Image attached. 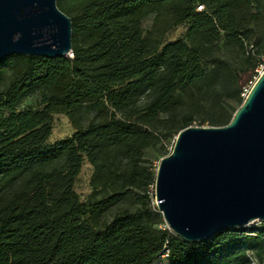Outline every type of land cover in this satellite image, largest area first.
<instances>
[{
	"label": "trees",
	"instance_id": "obj_1",
	"mask_svg": "<svg viewBox=\"0 0 264 264\" xmlns=\"http://www.w3.org/2000/svg\"><path fill=\"white\" fill-rule=\"evenodd\" d=\"M58 8L72 21L73 59L0 64V264H154L164 251L168 264H264L262 227L187 243L164 229L146 191L134 192L155 189L151 152L172 153L168 142L195 121L188 111L213 113L202 126L231 123L263 66L264 0ZM31 98L36 107L22 108ZM56 115L75 134L52 144ZM86 162L93 193L83 203L75 186Z\"/></svg>",
	"mask_w": 264,
	"mask_h": 264
},
{
	"label": "water",
	"instance_id": "obj_2",
	"mask_svg": "<svg viewBox=\"0 0 264 264\" xmlns=\"http://www.w3.org/2000/svg\"><path fill=\"white\" fill-rule=\"evenodd\" d=\"M58 1L0 0V64L15 55L68 58L72 21ZM154 192L167 229L187 243L264 222V72L228 126L179 133Z\"/></svg>",
	"mask_w": 264,
	"mask_h": 264
},
{
	"label": "rangeland",
	"instance_id": "obj_3",
	"mask_svg": "<svg viewBox=\"0 0 264 264\" xmlns=\"http://www.w3.org/2000/svg\"><path fill=\"white\" fill-rule=\"evenodd\" d=\"M62 0H59V2H61ZM74 12L72 11V14ZM154 18L155 16H151L149 17L145 22H144V30L145 31H149L152 29L153 24H154ZM185 33V28H178V29H174L171 30L167 35H166V41L167 42H171V41H176L178 39H180L182 37V35ZM263 66H264V62H263ZM253 83H249L247 88H251L253 87ZM249 91V90H248ZM250 93V91H249ZM246 94V93H244ZM247 95V94H246ZM37 104V100L36 98H31L29 100H27L22 108L25 107H29V106H34L36 107ZM232 106H235V104L231 103ZM188 113L193 114L195 121L193 123V125L191 127L193 128H212L209 126V124H204L202 126V122L203 120H208V118L213 114L203 110V111H198V110H190L188 111ZM75 134V131L72 129L68 119L63 116V115H56L54 117V125H53V135L50 139V142L52 144L60 142V141H64L66 139L71 138L73 135ZM177 136H175L173 139H171L166 147L167 152H171L172 148H173V144L174 141H176ZM167 156L165 155L163 149L161 147H158L157 149H155L154 151L151 152V156L150 159L152 160L153 166L154 168H156V170L158 169V166L161 162L162 159L166 158ZM93 177V168L89 163H85L84 167L82 169L81 175L79 176V178L77 179L76 182V193L78 194V196L80 197L81 201L83 203H86L89 198L91 197L92 193H93V189L91 187V180ZM146 191V194L152 199L151 202V210L154 211V207L156 206V202H155V198H152L153 195V187H149L147 190H141V188H135L134 192H135V199H139L140 196H142ZM155 194V192H154ZM163 220V218H162ZM164 222V220H163ZM165 224V223H164ZM257 226H252L251 228H246L247 230H251V229H255V228H259L262 227L264 229V222H260L256 223ZM164 229H167V226L165 225ZM245 228H242V230L240 229L239 232H246ZM154 264H168L167 262H165L164 260H157Z\"/></svg>",
	"mask_w": 264,
	"mask_h": 264
},
{
	"label": "built area",
	"instance_id": "obj_4",
	"mask_svg": "<svg viewBox=\"0 0 264 264\" xmlns=\"http://www.w3.org/2000/svg\"><path fill=\"white\" fill-rule=\"evenodd\" d=\"M68 58L73 59V58H74L73 54L71 53V54L68 56ZM263 72H264V66H261L260 69L258 70L259 77L262 75ZM257 80H258V79H257ZM257 80H256V81H257ZM251 89H252V87L250 88L249 91H251ZM249 91H248V90L245 91V93H246L247 95H246V94H243V98H244V99H246V97L248 96ZM256 223H259V224H260V222H254V223L250 224V225H249L248 227H246V228H251L252 226H257ZM249 235H250V234H249ZM159 259L164 260V261H166V262L168 261V262L170 263V255H169V252H168V251H164V252L161 254V256H160ZM254 264H257V262L255 261Z\"/></svg>",
	"mask_w": 264,
	"mask_h": 264
}]
</instances>
